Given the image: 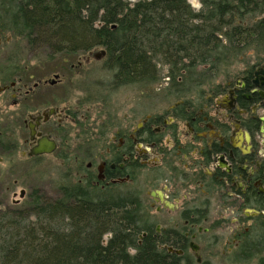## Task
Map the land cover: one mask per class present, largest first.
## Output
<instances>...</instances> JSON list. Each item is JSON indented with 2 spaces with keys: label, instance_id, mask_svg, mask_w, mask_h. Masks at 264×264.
Instances as JSON below:
<instances>
[{
  "label": "flooded vegetation",
  "instance_id": "obj_1",
  "mask_svg": "<svg viewBox=\"0 0 264 264\" xmlns=\"http://www.w3.org/2000/svg\"><path fill=\"white\" fill-rule=\"evenodd\" d=\"M13 1L0 2V128L27 132L22 156L59 155L71 161L67 180L111 196L115 206L132 205V255L147 241L161 264H264V0H198L199 11L179 0L182 20L170 23L172 37L161 38L155 54L169 67L164 100L151 107L130 101L124 109L101 102L94 119L90 99L61 107L60 95H51L61 74L30 86L35 75L16 70L19 50L6 36L15 35L7 22ZM80 54L71 73L93 61L107 67L105 49ZM56 56L66 63L74 55ZM231 58L243 63L240 72L222 67ZM107 71L115 91L143 87H116ZM43 138L55 151L30 156Z\"/></svg>",
  "mask_w": 264,
  "mask_h": 264
},
{
  "label": "trees",
  "instance_id": "obj_2",
  "mask_svg": "<svg viewBox=\"0 0 264 264\" xmlns=\"http://www.w3.org/2000/svg\"><path fill=\"white\" fill-rule=\"evenodd\" d=\"M10 6L15 10L7 13V22L15 36L25 37L40 54L105 49V68L114 72L116 87H147L159 79V41L172 37L170 23L181 21L183 11L179 0H153L133 8L123 0H14ZM113 23L119 25L116 30H110ZM108 198L72 182L62 184L55 199L36 191L21 209L0 217V264L164 262L147 241L136 254L129 252L137 236L135 211ZM109 233L112 238L103 243Z\"/></svg>",
  "mask_w": 264,
  "mask_h": 264
},
{
  "label": "rangeland",
  "instance_id": "obj_3",
  "mask_svg": "<svg viewBox=\"0 0 264 264\" xmlns=\"http://www.w3.org/2000/svg\"><path fill=\"white\" fill-rule=\"evenodd\" d=\"M123 1L135 4L140 0ZM197 1L189 0V3L194 10L199 11L201 5H198ZM257 18H261V16L251 17L248 22H254ZM6 36H13L15 39L11 45L13 52L15 47L16 50L17 48L19 50L16 53L14 52L17 56L16 59L19 60L18 68L15 67L16 70L22 71V68H26V71L35 75L29 80L28 85L32 86L37 79H43V81L54 80L55 74L59 73L62 75V83L58 84L54 89L48 88L51 91V95H60L63 99L61 107L69 106L73 108L78 103L86 102L88 98L90 99L88 105L94 111V119L98 116V111L101 110L99 106L101 102H108V105L124 109L125 103L130 101H139L145 107H151L153 103L164 100L163 95L168 83L166 73L169 71V67L158 61V58L156 60L157 69L161 76L159 77V84H152L147 87L133 86L116 89L115 91L111 86L112 75L105 69V60L102 62L93 61L89 65L77 68L74 71L76 74L78 72L77 76L75 73L70 72V66L72 64L77 65L78 61L86 54H76L69 58L66 63L59 62L57 60L58 56L54 57L53 61L48 53L40 54V52L30 48L25 37L15 36L11 32ZM102 49L97 48L91 52L98 53ZM239 60L238 58L236 60L226 59L222 67H230L233 72H240L243 69V63ZM5 61L1 60L0 63L4 64ZM20 80L23 79L20 77L16 78V81ZM140 87H142V96L139 93ZM48 99L51 100L49 96ZM50 100L48 101L50 102ZM9 110L13 111V108L9 107ZM68 127L73 129L71 125H68ZM0 131L6 134L0 141V217L9 210L21 209L36 191L46 197L55 199L59 196V187L66 182H72L67 180L71 161L67 160L66 163H63L59 155L28 160L22 156L24 140L28 138L27 132L24 129L22 132V128L21 130L17 129L16 133H11L6 128H0ZM22 191H25L23 198L21 197Z\"/></svg>",
  "mask_w": 264,
  "mask_h": 264
},
{
  "label": "water",
  "instance_id": "obj_4",
  "mask_svg": "<svg viewBox=\"0 0 264 264\" xmlns=\"http://www.w3.org/2000/svg\"><path fill=\"white\" fill-rule=\"evenodd\" d=\"M101 54H105L103 51ZM56 146L55 143L52 141H49L47 138H43L41 141H39V145L32 150L30 156H41L43 154H51L55 151ZM25 196V191H22L21 197L23 198Z\"/></svg>",
  "mask_w": 264,
  "mask_h": 264
}]
</instances>
